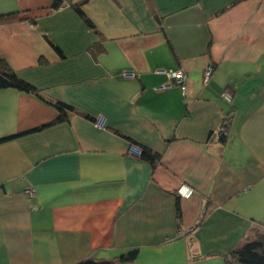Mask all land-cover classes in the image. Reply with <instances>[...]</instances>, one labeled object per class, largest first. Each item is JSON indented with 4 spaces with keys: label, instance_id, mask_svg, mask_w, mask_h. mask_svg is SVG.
I'll list each match as a JSON object with an SVG mask.
<instances>
[{
    "label": "crops",
    "instance_id": "1",
    "mask_svg": "<svg viewBox=\"0 0 264 264\" xmlns=\"http://www.w3.org/2000/svg\"><path fill=\"white\" fill-rule=\"evenodd\" d=\"M53 1L0 0L36 19L0 22V53L39 90L0 89V264H226L264 230V0Z\"/></svg>",
    "mask_w": 264,
    "mask_h": 264
},
{
    "label": "trees",
    "instance_id": "2",
    "mask_svg": "<svg viewBox=\"0 0 264 264\" xmlns=\"http://www.w3.org/2000/svg\"><path fill=\"white\" fill-rule=\"evenodd\" d=\"M66 1L71 0H54L51 8L58 9ZM77 10L83 15L86 16L82 11L80 4H74ZM26 18L29 19L32 23L36 24V19L29 16V11H13L8 13L0 14V22H12L18 19ZM86 20L90 26L93 25V22L86 17ZM16 88L20 91L27 93H38L39 90L36 86L30 82L21 78L16 71L11 67L8 60L4 55L0 53V89L2 88ZM56 107L60 108L62 113L58 120H64L68 117L67 112L73 111L74 107L70 106L64 102L57 101L55 102ZM229 128V122L226 121L223 124V129L221 130V136L225 138ZM19 134H12L4 137H0V143L16 138ZM223 138V139H224ZM143 148V157L155 162L159 157L155 154L150 153L149 150ZM176 211L178 220H181L182 211L181 205L179 202L176 204ZM137 256V250L133 249L128 254L123 255L116 259L106 260V259H96L93 257L83 259L75 264H117V263H131ZM226 264H264V230L258 232V235L254 239L247 240L242 246L238 247L230 254L226 256Z\"/></svg>",
    "mask_w": 264,
    "mask_h": 264
},
{
    "label": "built area",
    "instance_id": "3",
    "mask_svg": "<svg viewBox=\"0 0 264 264\" xmlns=\"http://www.w3.org/2000/svg\"><path fill=\"white\" fill-rule=\"evenodd\" d=\"M214 71V66L212 64H209L206 66L205 71H204V81L205 84H208L210 81V78L212 77ZM158 72L160 73H165L169 76V78L174 79L176 83L180 86L182 92L185 94L186 93V79H187V74L184 70L179 69V70H159ZM122 75L126 78H135L136 72L135 71H124ZM171 86V83L169 84H162L158 87H156V91H163ZM223 97L231 101L232 100V94L230 91L225 90L222 93ZM95 125L100 128V129H105L106 123H107V118L103 114L98 115L94 119ZM128 153L137 157V158H142L143 157V148L142 146L132 143L130 144ZM194 187L187 183H182L177 189V194L180 198H190L194 194ZM31 196L36 194V191L34 188L30 189L27 191Z\"/></svg>",
    "mask_w": 264,
    "mask_h": 264
},
{
    "label": "water",
    "instance_id": "4",
    "mask_svg": "<svg viewBox=\"0 0 264 264\" xmlns=\"http://www.w3.org/2000/svg\"><path fill=\"white\" fill-rule=\"evenodd\" d=\"M221 137H222V136H221ZM222 138H224V136H223Z\"/></svg>",
    "mask_w": 264,
    "mask_h": 264
}]
</instances>
